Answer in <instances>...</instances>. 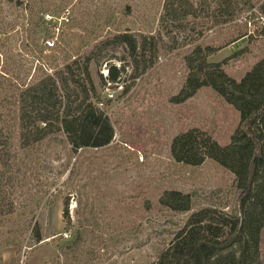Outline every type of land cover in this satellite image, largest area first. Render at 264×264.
<instances>
[{
	"label": "rangeland",
	"instance_id": "374dc122",
	"mask_svg": "<svg viewBox=\"0 0 264 264\" xmlns=\"http://www.w3.org/2000/svg\"><path fill=\"white\" fill-rule=\"evenodd\" d=\"M33 1L48 12L31 16ZM262 2L251 0L256 15L242 8L229 24L189 18L183 27L162 21L159 0L3 2L2 47L28 66L49 67V60L62 64L96 52L105 42L90 72L115 135L108 146L78 151L63 132L44 141L39 165L29 173L32 192L49 190L37 198L35 221L42 240L36 242L27 233L21 253L14 246L4 247L0 264L18 256L21 264H154L186 217L162 207L166 190L192 193L199 201L218 196L233 206L232 174L213 161L199 166L176 163L171 144L177 134L192 128L229 144L240 121L238 110L210 87L182 103L171 99L185 84L186 56L196 45L223 47L209 61L227 60L224 69L236 80L264 58V17L258 8ZM244 32L251 38L230 43ZM117 33L148 38L146 61L154 62L149 70L137 69L124 45L106 43ZM123 64L121 80L104 83L102 76L107 78L110 66ZM125 84L132 87L123 94ZM72 170L74 179L67 185ZM68 195L69 230L64 217ZM79 198L87 206L93 204L95 212V218L82 225ZM259 261L264 264V230Z\"/></svg>",
	"mask_w": 264,
	"mask_h": 264
},
{
	"label": "trees",
	"instance_id": "16d2710c",
	"mask_svg": "<svg viewBox=\"0 0 264 264\" xmlns=\"http://www.w3.org/2000/svg\"><path fill=\"white\" fill-rule=\"evenodd\" d=\"M159 1L162 21L179 27L189 18L229 24L242 8L256 15L251 0ZM3 2L12 4L13 0H0V23L4 21ZM29 6H33L31 16L48 12L35 1ZM258 8L264 17V2ZM247 35L244 32L230 43ZM106 43L124 45L143 73L154 64L146 61L150 42L145 35L117 33ZM104 44L96 52L65 59L62 64L49 60V67L39 63L34 68L10 55L0 39V261L6 246H14L17 254L21 253L27 233L31 232L36 242L42 240L35 221L37 198L49 190L32 192L29 173L39 165L44 141L63 132L76 151L102 148L113 141L115 129L100 106L102 98L90 72L91 62L100 60ZM221 48H192L186 56L185 84L171 101L185 102L198 90L210 87L238 110L239 124L225 146L199 128L180 132L172 140L171 154L176 163L199 166L213 161L229 171L233 176L229 192L235 204L231 206L230 201L218 196L199 201L192 193L166 190L160 198L162 207L186 217L154 264H263L259 256L264 230V58L236 80L224 69L227 60L209 61ZM125 70V64L121 68L110 66L107 78L102 79L104 83L119 82ZM131 87L123 85V94ZM74 174L72 170L67 185ZM69 204L68 195L64 198L67 230L72 228ZM77 208L81 225L95 218L93 204L87 206L79 198ZM10 264H21V258H14Z\"/></svg>",
	"mask_w": 264,
	"mask_h": 264
},
{
	"label": "built area",
	"instance_id": "2783aa9c",
	"mask_svg": "<svg viewBox=\"0 0 264 264\" xmlns=\"http://www.w3.org/2000/svg\"><path fill=\"white\" fill-rule=\"evenodd\" d=\"M106 76H108V73H107V75ZM109 83V82H108ZM113 97V95H111V98Z\"/></svg>",
	"mask_w": 264,
	"mask_h": 264
},
{
	"label": "water",
	"instance_id": "95a60500",
	"mask_svg": "<svg viewBox=\"0 0 264 264\" xmlns=\"http://www.w3.org/2000/svg\"><path fill=\"white\" fill-rule=\"evenodd\" d=\"M243 40H245V38Z\"/></svg>",
	"mask_w": 264,
	"mask_h": 264
}]
</instances>
